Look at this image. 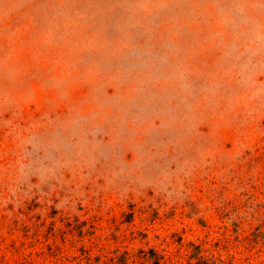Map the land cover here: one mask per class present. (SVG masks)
<instances>
[{
    "label": "rangeland",
    "instance_id": "rangeland-1",
    "mask_svg": "<svg viewBox=\"0 0 264 264\" xmlns=\"http://www.w3.org/2000/svg\"><path fill=\"white\" fill-rule=\"evenodd\" d=\"M118 248L264 264V0H0V264Z\"/></svg>",
    "mask_w": 264,
    "mask_h": 264
},
{
    "label": "trees",
    "instance_id": "trees-1",
    "mask_svg": "<svg viewBox=\"0 0 264 264\" xmlns=\"http://www.w3.org/2000/svg\"><path fill=\"white\" fill-rule=\"evenodd\" d=\"M85 253H86L84 254L85 259L88 261L89 264H91L93 255L89 250H85ZM151 253H152L151 259L153 264H166V259L164 254L155 250H153ZM83 258L75 256L74 260L76 262L74 264H81V259ZM198 258L200 260L206 259V257H204L201 254H198ZM130 259H131L130 253L127 250L122 251L119 248L113 251L112 254L100 253L95 256V260L100 264H130Z\"/></svg>",
    "mask_w": 264,
    "mask_h": 264
}]
</instances>
